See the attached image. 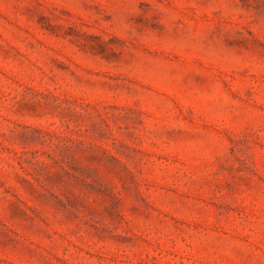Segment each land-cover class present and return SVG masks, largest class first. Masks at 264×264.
I'll list each match as a JSON object with an SVG mask.
<instances>
[{
	"label": "rangeland",
	"instance_id": "obj_1",
	"mask_svg": "<svg viewBox=\"0 0 264 264\" xmlns=\"http://www.w3.org/2000/svg\"><path fill=\"white\" fill-rule=\"evenodd\" d=\"M0 264H264V0H0Z\"/></svg>",
	"mask_w": 264,
	"mask_h": 264
}]
</instances>
